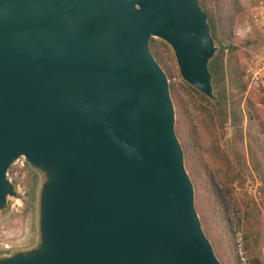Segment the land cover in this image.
Wrapping results in <instances>:
<instances>
[{
	"label": "water",
	"instance_id": "water-1",
	"mask_svg": "<svg viewBox=\"0 0 264 264\" xmlns=\"http://www.w3.org/2000/svg\"><path fill=\"white\" fill-rule=\"evenodd\" d=\"M153 39L213 101L199 0H0V214L17 160L38 177L34 244L0 264H221Z\"/></svg>",
	"mask_w": 264,
	"mask_h": 264
},
{
	"label": "trees",
	"instance_id": "trees-1",
	"mask_svg": "<svg viewBox=\"0 0 264 264\" xmlns=\"http://www.w3.org/2000/svg\"><path fill=\"white\" fill-rule=\"evenodd\" d=\"M199 4L208 15L217 47L209 64L213 101L181 81L165 43L151 40L150 52L169 81L175 132L194 187L195 209L217 259L221 264H241L233 239L237 229L246 264H264L261 213L247 195L234 193V187L243 188L253 173L264 198V98L261 92L247 96L245 80V62L252 58L260 37L240 41L235 36L241 18L238 0H199ZM227 126L231 134L224 140Z\"/></svg>",
	"mask_w": 264,
	"mask_h": 264
},
{
	"label": "rangeland",
	"instance_id": "rangeland-1",
	"mask_svg": "<svg viewBox=\"0 0 264 264\" xmlns=\"http://www.w3.org/2000/svg\"><path fill=\"white\" fill-rule=\"evenodd\" d=\"M238 3L239 7L241 8V18L236 23L234 30L235 36L240 41H253L257 37H260L259 42L256 45V51H251V53L253 52L252 58L245 62V80L248 83L246 95L248 96L250 92H261V95L264 98V67L262 68L261 72H259V75L254 79H252L251 76L246 73L248 67L251 66L252 63L260 56L261 47L264 43V33L262 31L264 26V0H238ZM225 133L226 136L224 140H227L230 138L231 134L229 126L225 128ZM21 161H23V159H20L19 163ZM19 163L16 166L10 167L7 172L8 180L16 187L18 199H10L8 201V210L0 214V256L8 254L13 250L27 249L34 244L35 240V195L38 177L26 166L24 162L22 168H20ZM261 188V182L252 173V178H249L246 181L243 188H238L236 186L234 187V193L236 194V196L245 194L247 195V197L251 198L254 201L261 213V220L264 230V209L262 208V202L264 201V198L262 196ZM241 235L242 234L240 230H234L233 239L237 256L240 260V249L245 261L244 263H242V261L240 260V262L241 264H246ZM262 254H264V249L262 250Z\"/></svg>",
	"mask_w": 264,
	"mask_h": 264
},
{
	"label": "built area",
	"instance_id": "built-area-1",
	"mask_svg": "<svg viewBox=\"0 0 264 264\" xmlns=\"http://www.w3.org/2000/svg\"><path fill=\"white\" fill-rule=\"evenodd\" d=\"M263 33H264V26L262 29ZM264 67V43L261 47V52H260V56L252 63L251 66L248 67L246 73L251 76L252 79H254L256 76L259 75V72H261L262 68ZM22 160V158H20ZM19 159V160H20ZM19 160H17L12 166H16L19 163ZM23 162L21 161L20 164V168L23 167ZM11 166V167H12ZM240 247V246H239ZM239 257L240 260L242 261V263H244V258H243V254L241 252V250L239 249Z\"/></svg>",
	"mask_w": 264,
	"mask_h": 264
}]
</instances>
